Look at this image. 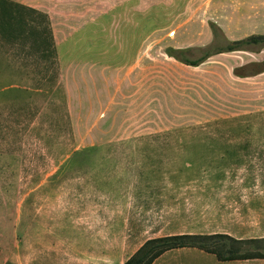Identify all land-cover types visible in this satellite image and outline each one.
Returning a JSON list of instances; mask_svg holds the SVG:
<instances>
[{
	"label": "rangeland",
	"instance_id": "obj_1",
	"mask_svg": "<svg viewBox=\"0 0 264 264\" xmlns=\"http://www.w3.org/2000/svg\"><path fill=\"white\" fill-rule=\"evenodd\" d=\"M23 1L0 0V130L6 128L14 142L7 149L12 154L0 156V264H121L147 239L173 231L171 223L75 215L80 198L71 182L89 176L79 173L81 166L121 160L95 158L100 151L135 145L151 150L158 143L97 141L92 131L99 139L115 133H264V78L247 76L264 67V44L236 45L264 34V2L97 0L96 18L89 25V15L83 17L87 23L80 30L75 24L81 20L66 13L76 9L75 0L45 1L36 5L38 12L29 9L33 0ZM52 2L60 3L56 11L47 7ZM138 59L145 66L143 116L131 105L125 124L110 126L117 105L108 103L109 93ZM105 79L106 86L100 81ZM193 151L187 153H198ZM58 166L68 169L50 174ZM256 166L249 176L264 183V159H256ZM94 221L99 237L75 226L91 228ZM42 229L49 232L42 235ZM202 252L172 249L153 264H204Z\"/></svg>",
	"mask_w": 264,
	"mask_h": 264
},
{
	"label": "crops",
	"instance_id": "obj_2",
	"mask_svg": "<svg viewBox=\"0 0 264 264\" xmlns=\"http://www.w3.org/2000/svg\"><path fill=\"white\" fill-rule=\"evenodd\" d=\"M33 1L34 4L29 5L31 6L29 9L38 12L42 9L36 5L49 0ZM16 2L24 4L23 0ZM74 2L77 3L76 9L68 8L66 13L74 14L73 18L76 21L81 20L75 22L77 28L81 30L83 24L87 23L86 18L83 17L89 15V25L96 18L94 15L97 14L98 3L97 0ZM263 2L264 0H260L259 5ZM47 7L49 11H56L60 3H48ZM66 26L68 25L58 24L60 29H65ZM89 46L90 50L93 49L91 43ZM81 49L79 45L77 52H82ZM143 56L144 53L142 59ZM106 67H110V64H105ZM119 73L118 71L117 74ZM144 73L143 61L138 59L137 63L131 64L126 71L118 75L119 86H116L111 93L108 92L107 100L113 106L117 105V108L111 110L110 119L106 124L118 127L124 125L129 117L127 111H130L131 105L136 107L139 118L140 110L143 116L146 94ZM247 76L255 80L264 78V67ZM100 81L107 85V79ZM120 86L122 90H119ZM76 87L78 88V85ZM102 113L98 114V118ZM11 119L9 116V121ZM5 124L4 122V126ZM10 125L12 126V120ZM5 132L6 128L0 130V145H3V148H0V156L11 155L12 152L7 149L11 150L14 145L12 135H6ZM92 134L97 141L157 142L158 144L151 145L153 148L151 150H144V145L142 149L139 145H135L137 148L134 149L100 151L99 155L94 156L95 158L121 160H110L107 165L78 168L80 174L89 176H79L71 182L75 186L74 196L80 198V203L74 210L75 215L99 214L100 218L104 216V221L99 219L100 222L117 218L127 224L152 222L160 226L163 222L171 223L170 228L173 231L160 236L223 233L236 239H264V183L252 181L249 176L256 172V159H264V133L199 134L176 137L163 133H115L103 134L101 139H99L100 134L93 131ZM174 141L175 144H163ZM193 149L198 150V153L192 155L187 153ZM214 151L219 154L213 155ZM132 158L137 160H131ZM59 168L68 169L58 166L50 174H54ZM215 174L233 175V177H223L222 180L216 181L213 177ZM42 183L38 182L36 185L41 186ZM27 185L33 190L35 184L32 180ZM132 197H136V200L133 201ZM100 198H106V203L101 204ZM115 198L121 200L120 205H116ZM93 200L99 203L97 207L93 204ZM75 226L85 236L102 235L95 221L91 228L82 223ZM46 232L49 231L41 230L42 235ZM105 236L111 237L112 233ZM198 254L204 259V264H264V257L219 260L211 253L203 251Z\"/></svg>",
	"mask_w": 264,
	"mask_h": 264
},
{
	"label": "trees",
	"instance_id": "obj_3",
	"mask_svg": "<svg viewBox=\"0 0 264 264\" xmlns=\"http://www.w3.org/2000/svg\"><path fill=\"white\" fill-rule=\"evenodd\" d=\"M264 44V34L251 35L236 45ZM183 62L196 65L199 60ZM179 248H197L214 254L219 260L264 257V239H236L227 234H176L147 239L122 264H153L166 251Z\"/></svg>",
	"mask_w": 264,
	"mask_h": 264
}]
</instances>
